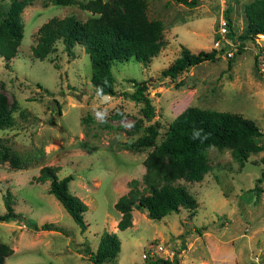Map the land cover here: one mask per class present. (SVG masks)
<instances>
[{
	"label": "rangeland",
	"instance_id": "374dc122",
	"mask_svg": "<svg viewBox=\"0 0 264 264\" xmlns=\"http://www.w3.org/2000/svg\"><path fill=\"white\" fill-rule=\"evenodd\" d=\"M77 1L26 0L17 51L8 64L0 59V95L11 104L13 117L10 126L0 127V144L24 160L20 168L0 160V214L6 191L13 210L20 213L0 220V241L12 249L2 264H93L83 247L94 250L102 230L116 233L119 248L101 264H145L155 257L172 264L263 261L264 176L257 189L252 187L264 169V148L240 161L228 148L209 146L203 177L179 180L194 197V208L180 206L156 219L132 208V224L117 229L119 212L113 207L129 180L141 178L143 158L151 149L133 146L132 141L145 125L154 124L158 143L173 116L187 105L241 113L259 127L255 140L264 145V72L259 69L264 34L237 37L246 31L243 7L249 0H195L191 6L177 0H144L148 18L161 21L162 43L145 61L129 58L112 64L114 94L94 92L90 61L80 44L67 53L56 40L42 59L30 52L35 30L48 18L73 14L84 20L91 15ZM9 2L0 0V9ZM225 6L233 35L218 44L215 58L190 65L174 77L161 75L183 46L192 52L214 47ZM132 78L146 82L151 116H142L141 102L130 96ZM44 164L56 166L58 177L72 174L68 189L86 207L83 230L47 191V180L35 181ZM26 219L50 221L63 231L34 229ZM157 244L162 249L156 252Z\"/></svg>",
	"mask_w": 264,
	"mask_h": 264
},
{
	"label": "trees",
	"instance_id": "16d2710c",
	"mask_svg": "<svg viewBox=\"0 0 264 264\" xmlns=\"http://www.w3.org/2000/svg\"><path fill=\"white\" fill-rule=\"evenodd\" d=\"M26 0H10L5 10L0 9V59L8 64L15 55L23 33L20 17ZM55 4H68L72 0H51ZM191 6L195 0H177ZM79 7L90 11L91 15L84 20L73 14L62 17L52 16L42 22L35 30V43L30 46L34 57L42 59L54 48V42L60 40L67 53L73 44L78 43L88 55L90 61L89 81L94 92L114 94L111 66L116 61L133 58L145 61L153 56L162 43V24L159 19L148 18L144 0H78ZM229 8L224 7L223 19L227 26L226 36L232 39L233 30L227 15ZM246 17V31L237 37L250 38L255 34H264V0H249L243 7ZM232 33V35L230 34ZM235 34V33H234ZM217 37V35H216ZM218 49H199L195 52L186 47L164 69L161 75L176 76L188 66L203 60L215 58ZM264 52V48L262 49ZM231 59L227 60V66ZM257 64V56H254ZM134 87L130 96L141 102L142 116H151L153 107L145 90L144 80L131 79ZM11 104L5 96L0 95V127L13 123ZM157 130L154 124L143 127V132L132 141L133 146H150L143 158L144 171L140 179L131 178L128 189L113 202L119 212L117 229L130 226L131 210L137 208L150 218H160L170 211H177L180 206L194 208L196 201L188 192L187 186L179 182L198 181L208 171L206 150L209 146L217 149L228 148L231 154L243 161L250 152L264 148L255 137L261 134L259 127L252 119L239 112L207 109L196 105H187L168 123L163 138L155 143ZM264 161V154L262 155ZM0 160L7 161L12 167L20 168L23 159L16 152L0 144ZM264 176V169L256 176L252 189ZM35 181L47 180V191L55 196L73 221L83 230L86 226L83 212L84 203L68 189L72 174L62 177L56 175V166L44 164L38 168ZM251 190V189H250ZM5 211L0 220L17 217L9 191L3 195ZM34 229H63L50 221L26 219ZM119 248L115 232L102 230L94 250L83 247V251L93 264L112 259ZM12 249L0 241V264ZM172 264L161 257L147 259L145 264Z\"/></svg>",
	"mask_w": 264,
	"mask_h": 264
},
{
	"label": "built area",
	"instance_id": "2783aa9c",
	"mask_svg": "<svg viewBox=\"0 0 264 264\" xmlns=\"http://www.w3.org/2000/svg\"><path fill=\"white\" fill-rule=\"evenodd\" d=\"M227 33V26L224 22V19H221V21L219 22V24L217 25V37L216 39L213 41V46L216 48L218 46L219 43H221V45L224 44V42H229V38L226 36ZM226 49V48H225ZM226 55H230V52L228 50H225ZM231 56V55H230ZM259 69L261 71L264 72V61L263 60H259ZM162 249V246L157 244V246H155V251L157 252L158 250ZM261 249H263V247H261ZM144 256V254H142ZM254 261L257 262L259 260L258 255H255L253 257ZM257 264H264V260L257 262Z\"/></svg>",
	"mask_w": 264,
	"mask_h": 264
},
{
	"label": "crops",
	"instance_id": "0c3cea01",
	"mask_svg": "<svg viewBox=\"0 0 264 264\" xmlns=\"http://www.w3.org/2000/svg\"><path fill=\"white\" fill-rule=\"evenodd\" d=\"M199 235H200V237H201L202 234H199ZM191 264H194V263H191Z\"/></svg>",
	"mask_w": 264,
	"mask_h": 264
}]
</instances>
